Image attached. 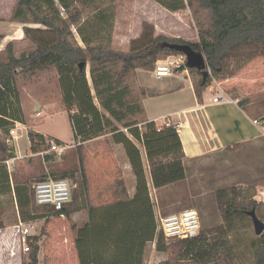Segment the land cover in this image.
Here are the masks:
<instances>
[{
  "label": "trees",
  "instance_id": "trees-1",
  "mask_svg": "<svg viewBox=\"0 0 264 264\" xmlns=\"http://www.w3.org/2000/svg\"><path fill=\"white\" fill-rule=\"evenodd\" d=\"M91 1L16 0L12 18L24 24V39L30 41L33 48L16 56L13 42L8 41L3 49L5 58L0 54V132L4 131L8 136L5 137L7 141L0 138V199L13 195L23 220L42 214L36 213L38 205L31 187L19 176L13 178L5 161L15 156L13 146L8 143L9 129L16 121H24L19 102L18 74H34L53 67L58 74L61 99L74 143L78 145L97 136L111 134L112 141L123 146L136 184L132 197L99 206L84 207L76 185L71 201L63 211L38 207L45 214L66 216L80 208L87 211V220L76 229L74 237L79 264H144L149 242L155 240V249L159 252H166L171 247L157 229L154 202L149 195L137 143L144 149L151 183L157 191L183 181L186 173L176 127L173 124L159 126L149 120L141 104L145 90L140 86L136 92L127 79L134 76L138 68L153 69L162 56L181 53L166 44H186L203 54L205 69H210L203 80L201 69L188 68L190 74L197 75L193 79V87L200 101L213 78L228 74L231 59L250 61L264 56V0H153L170 12L189 9L190 24H194L198 39L185 41L161 34L155 36L153 26L143 22L140 35L130 41L128 51L111 47L114 11L100 9ZM88 8L93 10L92 20H88ZM73 29L81 35L84 47L73 39ZM101 33H105V43L97 41ZM247 102L246 98L238 101L244 108ZM27 136L33 151H36V142L47 147V142L52 139L33 130H29ZM52 140L61 143L60 140ZM54 156L50 152L43 157L52 161ZM70 175L60 172L52 176L67 178ZM45 177L41 175L37 180ZM243 192L234 184L216 190L217 206L223 214L224 224L199 229L198 234L191 238L175 239L185 245L180 249L182 256L187 255L199 262L211 260L232 264L234 250L228 239L230 220L233 215H244L253 208L257 215L261 204ZM2 225L0 221V227ZM258 236L259 244L252 264H264V232ZM26 240L28 250L29 244L33 247L29 262L35 264L38 239L28 235ZM155 264L174 263L167 259Z\"/></svg>",
  "mask_w": 264,
  "mask_h": 264
},
{
  "label": "rangeland",
  "instance_id": "rangeland-1",
  "mask_svg": "<svg viewBox=\"0 0 264 264\" xmlns=\"http://www.w3.org/2000/svg\"><path fill=\"white\" fill-rule=\"evenodd\" d=\"M91 2L100 9L114 11L116 14L117 0H92ZM15 5L16 0H0V45L2 39L3 41L10 39L8 41L13 42L14 53L18 56L21 52L33 47L30 41L20 38L23 37L24 24L12 18ZM92 11L91 8L86 10V14L89 15L88 20L90 18L92 20ZM176 20L178 18L175 16L168 18V21L174 23L177 22ZM30 26L39 25L30 24ZM82 31L87 35L85 28H82ZM73 33V39L84 47L81 35H78L75 29ZM104 35L105 33H101L97 41L105 43ZM4 43L0 50L2 58H5L3 49L7 42ZM128 44L130 46V43ZM115 45L114 49L119 50L116 48L121 47L123 42L120 41L119 46ZM165 57L167 56H162L160 60L162 61ZM88 70L87 66V77L90 82ZM152 71L153 69H143L138 74L139 81L148 87L158 83L170 86L173 81L176 82L174 78L177 74L184 75V71H178L161 80H155ZM191 76L193 79L197 77L193 74ZM228 78L235 79V82L230 85L227 82L220 84L221 80ZM127 81L131 82L133 89L137 92L141 85L137 82L136 72ZM216 83H219L230 96H238L241 100L246 98L248 102L245 108L252 113L250 117L256 119L264 117V56H257L250 61L242 58L231 59L228 74L225 77L213 78L210 82L214 85V92L220 88ZM17 86L24 116V121L21 122L24 130L16 137L10 138L8 142L13 146L15 155L5 161L8 171L13 178L19 176L20 179L25 180L30 187L41 175L45 176L49 173L52 176L60 172H68L71 175L67 178L75 182L81 192L84 207L92 205L93 203L87 201V175L82 160L85 146L83 143L76 145L73 141L70 121L61 99L56 69L50 67L34 74L19 73ZM29 130L60 140L71 147L62 157L54 156L52 161L45 160L39 152L46 151V145L36 142V151L31 150L27 136ZM5 135L4 131L0 132V138L7 141L5 137L8 136ZM137 145L139 149H143L142 145L138 143ZM224 150L226 153L215 152L198 160L187 161L186 176L183 181L153 193L155 215L194 208L200 217V229H206L225 222L217 206L216 190L218 188L234 184L236 189L243 190L244 195L252 196L253 200L256 196L264 198V194L258 195L259 190L264 191V134L247 145L236 143ZM118 152L119 149L116 148L115 153ZM36 207V213H42L40 215L43 216L36 215L37 218L23 220L14 196L1 197L0 221L3 225L0 227V264H30L29 256L33 247L29 244V250H24L25 245H28L27 240H25L26 244L19 242V237L22 236V226H19V222L28 226L27 235L38 239L39 250L35 264H79L74 237L76 229L86 222L87 211L80 208L66 216L45 214L41 207ZM257 216L264 222V203L258 205ZM229 225L228 239L234 250L232 264H252L254 252L259 244V236L254 232L251 218L246 214L233 215ZM166 244L171 248L166 252H159L155 249V240L149 242L145 250L144 264H155L167 259L174 264H224L222 261L211 260L199 262L187 255L182 256L180 249L185 245L176 240L167 239Z\"/></svg>",
  "mask_w": 264,
  "mask_h": 264
},
{
  "label": "crops",
  "instance_id": "crops-1",
  "mask_svg": "<svg viewBox=\"0 0 264 264\" xmlns=\"http://www.w3.org/2000/svg\"><path fill=\"white\" fill-rule=\"evenodd\" d=\"M169 16L177 17V22L168 21ZM190 20L192 18L189 9L170 12L153 0H117L111 43L114 48L115 44L119 46L122 41L123 45L116 49L127 51L128 43L140 35L143 22L153 26L155 36L161 34L196 41L197 30L190 24ZM20 38H24V34ZM3 40L0 50L4 42L10 39ZM141 70L143 69H136V77L145 90V95L141 98L145 115L157 125L168 121L176 127L184 152V167L189 160H198L215 152L226 153L224 149L229 145H247L263 136V131L252 124L255 118L250 117L249 112L239 105L238 96L232 97L225 92L233 101L214 103V85L210 84L199 101L193 87V76L189 72L184 71V75L177 74L174 78L176 82L173 81L170 86L158 83L148 87L138 79ZM152 76L155 80L166 78H157L153 73ZM223 82L230 85L235 79L221 80L220 84ZM216 84L219 89L224 90L219 83ZM82 143L85 146L82 160L87 175V201L93 203L90 206L132 197L136 180L122 145L114 143L111 134H103ZM116 148L119 149L118 153H115ZM140 153L149 195L153 201L152 195L157 190L151 183L144 149H140ZM153 207L155 210V206Z\"/></svg>",
  "mask_w": 264,
  "mask_h": 264
},
{
  "label": "built area",
  "instance_id": "built-area-1",
  "mask_svg": "<svg viewBox=\"0 0 264 264\" xmlns=\"http://www.w3.org/2000/svg\"><path fill=\"white\" fill-rule=\"evenodd\" d=\"M186 56L183 53H177L165 57L162 61L158 60L153 68V74L157 77H167L178 72L177 68L181 65H185ZM208 72L210 69L207 67ZM187 71V70H183ZM233 101L226 96V93L222 89H218L214 93L212 102L221 103ZM236 102V101H235ZM252 124L257 128L264 131V117L260 119H253ZM165 126L170 125V122H164ZM24 130V125L21 122L16 121L9 129L10 138H14ZM71 146L63 142L59 143L55 140H49L47 142L46 151L39 152L42 156L44 153L53 152L55 156L60 157ZM76 187V183L68 178H55L47 173L46 177L41 180L35 181L32 186V194L35 204L42 207L52 208L53 211H63L68 206L72 198V192ZM259 194H264V191L259 190ZM255 198V197H254ZM258 203H264V198L256 196L255 199ZM156 216L157 229L167 239H183L191 238L198 234L200 229V217L198 211L194 208H185L178 212H172L168 214H159ZM19 226H22L19 242L26 244L25 240L28 236L29 228L27 225L19 222ZM19 243V244H20ZM24 250H28V245H25Z\"/></svg>",
  "mask_w": 264,
  "mask_h": 264
},
{
  "label": "water",
  "instance_id": "water-1",
  "mask_svg": "<svg viewBox=\"0 0 264 264\" xmlns=\"http://www.w3.org/2000/svg\"><path fill=\"white\" fill-rule=\"evenodd\" d=\"M166 46L178 52H181L186 56L185 65H181L180 67H178L177 71L188 70V68L190 67H196L198 69H201L202 79L205 80L209 72L207 68L205 69L206 61L202 53L194 51L186 44H166ZM246 214L251 218L255 234H262L264 232V222L258 218L255 209L253 208L246 211Z\"/></svg>",
  "mask_w": 264,
  "mask_h": 264
}]
</instances>
